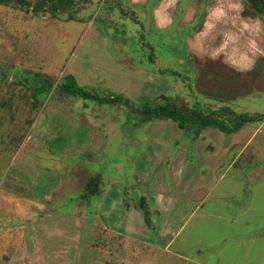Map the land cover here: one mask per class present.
<instances>
[{"label":"rangeland","instance_id":"rangeland-1","mask_svg":"<svg viewBox=\"0 0 264 264\" xmlns=\"http://www.w3.org/2000/svg\"><path fill=\"white\" fill-rule=\"evenodd\" d=\"M115 3L0 5V264H264V94L219 84L263 80L264 59L251 75L197 78L208 66L186 48L190 28L175 16L156 34ZM66 74L96 99L57 90ZM162 96L209 111L221 98L263 118L191 142L172 121H142V104ZM96 174L100 194L81 199Z\"/></svg>","mask_w":264,"mask_h":264},{"label":"crops","instance_id":"crops-1","mask_svg":"<svg viewBox=\"0 0 264 264\" xmlns=\"http://www.w3.org/2000/svg\"><path fill=\"white\" fill-rule=\"evenodd\" d=\"M115 2L117 6L123 8L122 12L126 6L127 9L136 11L139 17L145 20L148 30H152L156 34L171 27L175 16L177 17V27L187 26L190 28L192 33L186 37V48L192 55V59L204 58L208 66L206 70L197 71V78L200 75L208 78L205 75L210 72L208 69L218 73H227L226 76L239 73L251 75L250 70L253 68L255 60L257 58L264 59V27L257 18L241 15L240 0H122L123 3L120 0H115ZM144 24L141 23V25ZM142 46L151 49L150 44H142ZM261 75L260 73L259 78ZM223 81L219 84L227 89L234 87V93L238 90L237 87L247 88L248 84L250 86L255 83L252 87L257 90L260 87V90L248 91L244 94H254V92L264 94V79L260 81L252 78L249 80L250 83L244 79L232 82L240 83V86L238 84L231 86L227 80ZM237 97L239 96H233V99ZM179 160H183V154Z\"/></svg>","mask_w":264,"mask_h":264},{"label":"trees","instance_id":"trees-1","mask_svg":"<svg viewBox=\"0 0 264 264\" xmlns=\"http://www.w3.org/2000/svg\"><path fill=\"white\" fill-rule=\"evenodd\" d=\"M67 0H38L37 3L31 4L27 0H0V5H7L10 3L17 4L20 8L30 9L32 12H37L44 10L46 4L47 9L52 12L59 11L63 8L64 3ZM243 8L247 10L245 14L243 9V15L256 16L264 20V0H240ZM153 57L148 56V61H152ZM255 65L256 62H255ZM260 65V64H259ZM162 73V71H159ZM170 73H173L172 71ZM38 78V75H35ZM43 82V81H42ZM41 81L38 83H42ZM43 84V83H42ZM47 91L51 88V84L44 80ZM63 94H67L71 97H78L83 99H96V93H90L83 87L76 84L74 78L71 75H63L60 83L55 87ZM162 103H144L140 107V114L143 122L154 121V120H169L174 122L178 129L183 130L188 133L192 130V137H190L191 142H193L199 135V133L205 129H215L224 135H230L237 132L245 124H252L261 121L262 115H247L243 113L235 112L233 109L224 105L225 99H216L220 104L216 107H212L209 111L208 109L201 108L202 106L196 108L194 105L190 107L186 106H176L170 98L162 96ZM104 102L110 105H119L123 107L130 106V102L127 98L121 95L106 93L104 96ZM100 175H94L90 177L83 188V193L80 195L81 199L89 200L90 198L96 197L100 194ZM144 200L139 198V209L141 216L143 218L146 227H150L148 219V211L145 209Z\"/></svg>","mask_w":264,"mask_h":264}]
</instances>
